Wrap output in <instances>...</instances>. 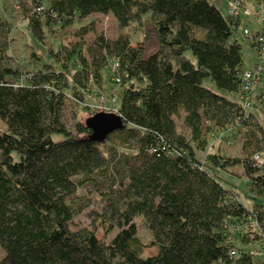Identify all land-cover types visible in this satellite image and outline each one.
<instances>
[{"label": "trees", "instance_id": "trees-1", "mask_svg": "<svg viewBox=\"0 0 264 264\" xmlns=\"http://www.w3.org/2000/svg\"><path fill=\"white\" fill-rule=\"evenodd\" d=\"M42 1L31 0L24 18L60 68L44 63L24 74L13 66L11 23L0 6V264H264L236 244L264 245V130L234 98L244 67L233 28L252 31L251 22L223 15L221 0H49L38 15ZM94 13L111 14L121 28L143 24L158 46L147 52L145 40H108L102 30L85 42L87 25L74 31L71 48L48 45L44 25L71 28ZM114 75L123 127L95 140L86 122L68 125V100L83 103L89 94L98 102ZM228 126L242 136L241 154L210 152L209 138ZM232 167L245 178L250 208L224 175ZM99 196L101 227L114 232L108 240L70 227Z\"/></svg>", "mask_w": 264, "mask_h": 264}, {"label": "rangeland", "instance_id": "rangeland-1", "mask_svg": "<svg viewBox=\"0 0 264 264\" xmlns=\"http://www.w3.org/2000/svg\"><path fill=\"white\" fill-rule=\"evenodd\" d=\"M253 4V1L247 0V7L253 6ZM40 5L42 6V9L37 11L38 15L42 10L48 8L49 0H43ZM260 5L264 7L263 3ZM0 6L3 7V16L11 23V29L8 34V43L9 54L12 57L13 66L18 67L23 72L22 74H24L26 71L41 68L44 63H49L54 65L56 68H60V63L56 62L55 58L48 55L46 46L34 39L30 29L28 28L26 18H24L27 14H31L33 12L35 4L32 3L31 0H0ZM220 11L223 15H226V0H221ZM81 25H87V27H90V30L87 31V33L83 36V40L85 42H91L92 44L97 39L96 33L102 30L104 38L108 40H114L120 35L129 36L132 45H135L136 41L138 40H145L147 52H151L158 46L156 36H154L151 30L145 32L143 24L132 23L128 27L121 28L114 16L111 14L102 13H94L85 22L74 23L71 28L68 27L66 29H62L60 23L53 24L52 27L44 25L43 30L45 32V38L47 39L48 45H50L53 50H57L62 45H65L66 49L71 48L77 40V38L73 36L74 31L81 27ZM241 27H238L237 29L233 28L232 36L243 45V67L248 68L252 64L255 52L243 36ZM147 36H149V38H147ZM187 55L191 56V53L187 52ZM59 57L61 58V56ZM60 60H62V58ZM102 73L106 77V75H108V70H103ZM259 87H261L264 91V71L261 75ZM262 96L264 97V92ZM234 98L241 103L238 95H235ZM119 102L120 100L117 97L114 100L111 99V101H108L107 104L112 105L117 111L120 104ZM97 103L98 102H95L93 95L89 94L85 95L83 103L76 104L74 101L68 100L64 109V118L66 123L68 125H72L74 122V117L82 122H86L88 118L92 116L90 110L94 109V105ZM252 104V107L247 109L253 111L255 115V118L252 119V122L258 123V126L264 130V102L260 103L258 101L257 105H255L252 101ZM84 105H89L90 110L85 107L83 108ZM2 127H4V125L0 121V129ZM177 127L180 129V131H182V133L184 132L187 135L188 130L183 126L180 120L177 123ZM244 130L246 129L243 128V131ZM52 137L53 139L58 140L62 138V135H53ZM242 141L243 140L240 133L237 135L235 130L228 126L227 129L219 133H214V136L209 138L210 146L208 147V150L210 152H216L219 150L221 153L239 155L242 152V150L240 151ZM262 159L264 162V154H262ZM239 170L240 168L238 167H232L230 168L231 172L224 173V175L226 179L229 180V183L238 190V196L241 202L250 208V206H252V201L246 197V194H248V189L245 184L246 181L244 177L238 176L237 172H239ZM111 181L112 179H107L108 184ZM123 183L126 185L128 183V179L124 180ZM119 186V182L116 181L114 185L115 189H119ZM99 199H101L100 196ZM103 203V199L99 201H90L87 208L78 212L73 217L72 221L70 222L71 229L78 230L81 228H88L95 230L97 238L108 240L110 235H113L114 232L111 234H105L101 227L102 223L99 213L101 212ZM137 223L138 235L143 242L147 243L149 241L150 235L140 218H137ZM254 224L255 223L253 221V225ZM244 231L246 230L244 229ZM236 244L237 249H242V251L249 252L253 256V259L257 258L264 260V245H261L255 241H250L248 244L244 245L240 243L239 239L236 241ZM145 249V252L148 254L155 253L154 248Z\"/></svg>", "mask_w": 264, "mask_h": 264}, {"label": "built area", "instance_id": "built-area-1", "mask_svg": "<svg viewBox=\"0 0 264 264\" xmlns=\"http://www.w3.org/2000/svg\"><path fill=\"white\" fill-rule=\"evenodd\" d=\"M253 6L247 7V0H227L226 11L230 17L244 18L251 22V25L255 27L251 31V27L245 26L242 28L244 33L250 42L256 43L255 55L252 61V65L249 68H244L240 73V78L243 83V89L238 97L241 101L242 107L249 109L252 107L253 98H256V92L259 88L261 75L264 71V7L260 4H264V0H251ZM118 63L113 61L111 63V69L114 70ZM113 81V88L110 93H101L99 95V101L94 105V109L103 112H117L115 108L107 104L111 99L119 98L120 96V79L114 75L111 77ZM113 110V111H112ZM262 160V158H261ZM263 162V161H262ZM232 256L237 255V251L231 250Z\"/></svg>", "mask_w": 264, "mask_h": 264}, {"label": "water", "instance_id": "water-1", "mask_svg": "<svg viewBox=\"0 0 264 264\" xmlns=\"http://www.w3.org/2000/svg\"><path fill=\"white\" fill-rule=\"evenodd\" d=\"M91 130V137L95 140H104L110 133L123 127L124 123L117 112L94 113L86 121Z\"/></svg>", "mask_w": 264, "mask_h": 264}]
</instances>
